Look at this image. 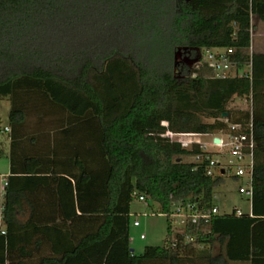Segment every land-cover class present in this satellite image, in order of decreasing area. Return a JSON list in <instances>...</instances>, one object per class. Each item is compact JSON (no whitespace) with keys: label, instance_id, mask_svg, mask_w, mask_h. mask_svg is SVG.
Listing matches in <instances>:
<instances>
[{"label":"trees","instance_id":"trees-1","mask_svg":"<svg viewBox=\"0 0 264 264\" xmlns=\"http://www.w3.org/2000/svg\"><path fill=\"white\" fill-rule=\"evenodd\" d=\"M252 16L264 20V0H0V98L10 102L0 264H264V52L249 50ZM211 47L232 48L250 74L216 78L175 60L180 48ZM235 97L251 106L229 108ZM250 123L251 211L184 234L168 224L163 246L130 252L137 196L158 213L210 210L224 180L206 173L211 152L165 132Z\"/></svg>","mask_w":264,"mask_h":264},{"label":"built area","instance_id":"built-area-1","mask_svg":"<svg viewBox=\"0 0 264 264\" xmlns=\"http://www.w3.org/2000/svg\"><path fill=\"white\" fill-rule=\"evenodd\" d=\"M204 60L201 63L196 64L194 67L206 65L210 71L211 76L216 78H225L228 76H241L250 74V64L245 66L246 69H238L236 62L232 59V48H203ZM195 75V74H193ZM250 107V100L245 99ZM7 130V128H5ZM231 129L236 130L234 133H222V136L215 134H203L210 137L209 141H201L199 137L202 134L199 133H174L171 131L165 132L164 136L172 141L179 142L183 147L193 146L197 144L199 149L203 152L211 153H223L229 155L232 159H229L227 164L222 163L218 156H209V165L206 169V173L210 176H221L231 173L235 178H245L246 185H241L238 188L240 193H244L251 198L252 196V176H253V161H254V135L252 124H248L246 129L241 130L240 125H233ZM189 137V138H185ZM194 137V138H190ZM214 139H218L217 142ZM190 147V148H191ZM213 148V151L209 148ZM196 159L202 157L201 155H195ZM201 158L197 161H200ZM233 170V173H232ZM138 200L144 201L142 195L137 196ZM235 215L240 216L243 212L240 209H235ZM141 215H147L145 212H141ZM153 214V213H151ZM164 214L169 219V225L172 234H184L186 225L193 223L198 225L203 220H208L211 216L219 213L217 207H213L210 210H203L199 207L197 202H186L184 204H178L173 207L169 212L157 213ZM134 226H139L140 223L137 219L133 221ZM0 232H3L0 229ZM145 238L144 234L140 236ZM194 238L189 235H185L186 242H193Z\"/></svg>","mask_w":264,"mask_h":264},{"label":"rangeland","instance_id":"rangeland-1","mask_svg":"<svg viewBox=\"0 0 264 264\" xmlns=\"http://www.w3.org/2000/svg\"><path fill=\"white\" fill-rule=\"evenodd\" d=\"M252 30H251V46L250 52H264V20L261 17L252 16L251 18ZM192 52L190 49H178L175 53V60L186 64L190 68H193L196 64L203 62L204 55L203 50L196 49ZM244 69H246L244 67ZM229 108L245 109L249 106L245 98L235 97L229 103ZM10 108V102L7 98H0V129L8 124V112ZM222 136L223 134H217ZM189 138V137H185ZM194 138V137H190ZM201 141H209L210 137L207 135H201L199 137ZM190 148L191 146H186ZM211 151L213 148L209 147ZM211 156H218V159L222 163L228 162L232 159L223 153H211ZM183 161L192 162L197 161L195 155H185L181 157ZM9 162L8 157L4 154L0 157V174L5 173L8 170ZM233 173V170H232ZM222 183L217 185L214 189L213 204L217 207L219 213H230L233 209H240L242 212H248L250 207V198L244 193L238 191L239 186L246 185L245 178H235L231 173L223 177ZM1 192V188H0ZM2 202V196L0 194V206ZM130 222H129V236H130V248L133 249L134 254H140L145 246H163L166 238L167 226L169 219L164 214H157L159 207L156 203L150 200L140 201L134 199L130 204ZM141 212H145L147 215H141ZM153 213V214H151ZM137 219L140 223L139 226H134L133 221ZM3 228V223L0 216V229ZM141 234L145 235V238H141ZM192 244H196L192 242ZM231 264H245L233 262Z\"/></svg>","mask_w":264,"mask_h":264},{"label":"crops","instance_id":"crops-1","mask_svg":"<svg viewBox=\"0 0 264 264\" xmlns=\"http://www.w3.org/2000/svg\"><path fill=\"white\" fill-rule=\"evenodd\" d=\"M251 37H252V35H251ZM7 120H8V118H7ZM27 123H28V125H27V129L26 130L29 131V132L34 131L33 129L35 128V123L32 122V120L28 121ZM43 127H45L47 129V128H50L51 126H49V125L47 126L46 125V126H43ZM43 127L41 125H39V126H37V129L38 128L41 129ZM5 128H7V130ZM9 131L10 130L8 128V124L3 127V130L2 129L0 130V142H1V145L3 147V155L5 154L7 157H8V152H9ZM8 162H9V157H8ZM8 173H9V167H8V170L5 173L0 174V188H1L0 194H1V196L3 195V187H4V183H5V180H6V177H7ZM250 211H251V203H250V207H249V211L248 212H250Z\"/></svg>","mask_w":264,"mask_h":264},{"label":"water","instance_id":"water-1","mask_svg":"<svg viewBox=\"0 0 264 264\" xmlns=\"http://www.w3.org/2000/svg\"><path fill=\"white\" fill-rule=\"evenodd\" d=\"M227 116V113H223V117ZM215 142L218 141V139H214ZM130 252H133V249L130 248Z\"/></svg>","mask_w":264,"mask_h":264}]
</instances>
